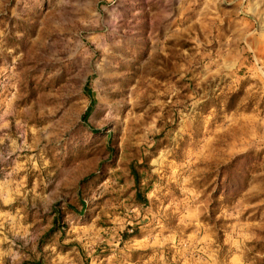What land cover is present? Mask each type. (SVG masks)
<instances>
[{"label":"rangeland","instance_id":"374dc122","mask_svg":"<svg viewBox=\"0 0 264 264\" xmlns=\"http://www.w3.org/2000/svg\"><path fill=\"white\" fill-rule=\"evenodd\" d=\"M0 264H264V0H0Z\"/></svg>","mask_w":264,"mask_h":264},{"label":"trees","instance_id":"16d2710c","mask_svg":"<svg viewBox=\"0 0 264 264\" xmlns=\"http://www.w3.org/2000/svg\"><path fill=\"white\" fill-rule=\"evenodd\" d=\"M85 91H86L88 97L91 99V104H90L87 112L84 115V119H87L88 115L92 112L93 106L95 104V100H94V97H93L92 91L90 90L89 85L86 86V90ZM138 197L141 198L142 197L141 194H138Z\"/></svg>","mask_w":264,"mask_h":264}]
</instances>
